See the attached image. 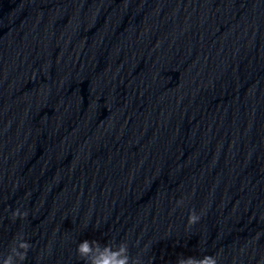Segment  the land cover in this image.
<instances>
[{"label":"water","instance_id":"obj_1","mask_svg":"<svg viewBox=\"0 0 264 264\" xmlns=\"http://www.w3.org/2000/svg\"><path fill=\"white\" fill-rule=\"evenodd\" d=\"M85 239L264 264V0H0V264Z\"/></svg>","mask_w":264,"mask_h":264},{"label":"clouds","instance_id":"obj_2","mask_svg":"<svg viewBox=\"0 0 264 264\" xmlns=\"http://www.w3.org/2000/svg\"><path fill=\"white\" fill-rule=\"evenodd\" d=\"M26 217L27 213H21L18 209L13 212V218ZM200 216L195 209L190 211L188 216V224L194 225L198 223ZM93 246L96 249L97 255L92 256ZM19 247L24 251L20 254V259L23 261L27 257V251L31 245L22 237ZM76 252L78 256L86 261V264H140L139 257L133 258L129 254L127 242H120L117 248H113L112 243H106L103 246L98 240L89 241L87 239L78 243ZM4 264H12V257L8 256L4 259ZM175 264H218L217 257L214 255H204L197 258L194 256L177 258Z\"/></svg>","mask_w":264,"mask_h":264}]
</instances>
